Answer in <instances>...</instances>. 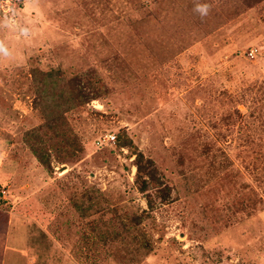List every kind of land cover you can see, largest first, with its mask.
<instances>
[{
  "label": "rangeland",
  "instance_id": "1",
  "mask_svg": "<svg viewBox=\"0 0 264 264\" xmlns=\"http://www.w3.org/2000/svg\"><path fill=\"white\" fill-rule=\"evenodd\" d=\"M0 47L3 264H264L238 147L264 117V0H0ZM53 68L101 92L50 125L33 84ZM140 154L165 195L140 189Z\"/></svg>",
  "mask_w": 264,
  "mask_h": 264
},
{
  "label": "trees",
  "instance_id": "2",
  "mask_svg": "<svg viewBox=\"0 0 264 264\" xmlns=\"http://www.w3.org/2000/svg\"><path fill=\"white\" fill-rule=\"evenodd\" d=\"M36 79L34 80L33 88L36 91L37 95L40 98V103L44 109V113L49 119H52L50 121V125L56 123L57 119H64L65 118V111H69L71 108H78L82 105H84L87 101H90L95 98L100 97L101 89L93 83V81L83 78L80 74H76L71 77H67V74L65 71H63L61 68H53L47 71L37 69V73L34 75ZM258 119H260L261 123H253L250 125V139L244 140V142H241L238 144V147L242 150L241 153H244L250 157V172L251 173H258L257 179H259L260 183L264 182V117L261 115L258 116ZM259 124V125H258ZM263 132V133H262ZM128 138V142L131 144V139L126 134H117V143L118 146H123L125 144H120L121 141L125 138ZM125 140V139H124ZM71 143L73 145L72 155H75L76 151H81L82 146L79 145V142L73 138L71 140ZM128 144V145H130ZM68 145V143H67ZM127 145V146H128ZM41 149L38 147L36 148V155L38 156V159L42 162H44L45 158L42 155L40 151ZM206 153H210V148L206 149ZM217 153L213 154L214 159H217L220 157L219 166L220 168H226L228 165L231 164L232 160L230 158V154L225 152L224 149L218 148L216 151ZM40 153V155L38 154ZM45 153V152H44ZM144 155L140 154L138 157V168H137V182L138 185H140V189L144 193H148L153 188H156L160 190L159 192L163 194V190L158 187L157 181L158 178L156 176V167H154L153 161L150 159V165L151 168L150 172V178L148 175H143V168L144 165H142L144 161ZM45 163V162H44ZM152 179V180H151ZM156 185V186H154ZM243 185V184H240ZM250 187L252 188V183L250 182ZM165 192V191H164ZM148 197H151L150 194H147ZM151 201V199H150ZM264 203V200H263ZM145 211V210H144ZM135 223H137V219L135 220ZM135 226L133 223L131 227ZM125 228V227H124ZM130 227H126L125 230H129ZM111 235L107 240H105L107 243H115L116 240L119 242L124 241V237H122V233L118 231L116 227H113L111 229ZM110 244V245H111Z\"/></svg>",
  "mask_w": 264,
  "mask_h": 264
},
{
  "label": "clouds",
  "instance_id": "3",
  "mask_svg": "<svg viewBox=\"0 0 264 264\" xmlns=\"http://www.w3.org/2000/svg\"><path fill=\"white\" fill-rule=\"evenodd\" d=\"M211 10H212V4L207 2L196 3L194 6V11L198 13L201 19L207 17L210 14ZM5 54H6V49L0 47V55H5Z\"/></svg>",
  "mask_w": 264,
  "mask_h": 264
},
{
  "label": "crops",
  "instance_id": "4",
  "mask_svg": "<svg viewBox=\"0 0 264 264\" xmlns=\"http://www.w3.org/2000/svg\"><path fill=\"white\" fill-rule=\"evenodd\" d=\"M0 231H1V233H4L3 236H4V239H5V248H4V251L3 252H5V251H7L8 242H9V240L7 242V237H9V234H8V232H9V225L7 224V222L5 223V226L4 227L2 226V229ZM0 264H3V262H2V255H0Z\"/></svg>",
  "mask_w": 264,
  "mask_h": 264
},
{
  "label": "built area",
  "instance_id": "5",
  "mask_svg": "<svg viewBox=\"0 0 264 264\" xmlns=\"http://www.w3.org/2000/svg\"><path fill=\"white\" fill-rule=\"evenodd\" d=\"M111 138L114 140L115 139V136H111Z\"/></svg>",
  "mask_w": 264,
  "mask_h": 264
}]
</instances>
